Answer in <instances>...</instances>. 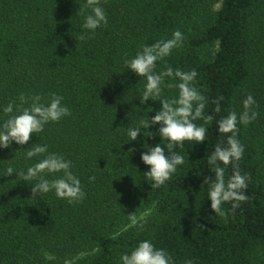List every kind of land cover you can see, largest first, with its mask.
Listing matches in <instances>:
<instances>
[{
	"label": "trees",
	"instance_id": "obj_1",
	"mask_svg": "<svg viewBox=\"0 0 264 264\" xmlns=\"http://www.w3.org/2000/svg\"><path fill=\"white\" fill-rule=\"evenodd\" d=\"M215 1L100 0L108 22L91 31L83 27L91 9L81 15L86 0H0V124L9 103L12 115L19 114L22 93L41 95L44 103L55 93L71 112L25 145L0 148V264H62L60 258L85 249L90 252L69 264H122L120 257L144 240L164 249L173 264H264V0H221L214 11ZM176 30L184 36L182 46L158 61L155 71L195 70L194 86L207 101L204 115L213 119L194 121L207 129L205 142L175 147L184 163L152 189L140 156L157 144L168 153L167 142L159 124L146 130L154 136L142 130L135 141L128 130L161 105L142 101L146 80L124 61ZM248 95L256 101L251 110L257 118L237 124L248 200L235 210L223 204L222 218L212 212L203 184L205 177L215 178L207 158L226 140L218 121L232 111L239 118ZM177 96V88H163V98ZM218 97L219 113L213 103ZM37 144L71 161L85 193L81 202L69 204L54 191L32 197L37 181L5 175L8 166L26 172L42 160L47 153L25 157ZM232 171L225 168L226 181ZM151 207L143 228L130 225V213Z\"/></svg>",
	"mask_w": 264,
	"mask_h": 264
},
{
	"label": "clouds",
	"instance_id": "obj_2",
	"mask_svg": "<svg viewBox=\"0 0 264 264\" xmlns=\"http://www.w3.org/2000/svg\"><path fill=\"white\" fill-rule=\"evenodd\" d=\"M100 5V0H86L81 15L86 9H91V14L85 18L83 27L95 31L102 25L107 24V16ZM86 37L81 36L84 40ZM184 40L183 34L176 30L168 40L158 41L151 46L144 45L134 58L125 59L124 64L128 70L134 72L138 77L146 80L142 94V101H159L160 110L154 116L141 119L139 125L128 130L129 141H135L142 130L144 136H154L156 133L146 131L152 125L159 124L158 134L161 140L167 142L165 148L161 144L155 147H147L148 150L140 156L141 161L149 167L143 173L151 181V188L157 189L163 186L176 172L177 166L184 163V156L177 154L173 149L177 146L183 147L184 143L194 141L195 144L205 142L207 129L201 125L197 126L194 121L204 120L205 123L211 121L213 116L204 115L206 98L194 86L197 72L195 70L185 72L179 69L173 70L171 67L157 73L155 71L157 62L169 57L174 49L180 48ZM179 79L178 84L169 83L165 85V78ZM177 88L178 96L175 99L162 97L163 88ZM47 103L42 102L41 95L27 97L23 93L19 99L21 106L17 108L18 115H12L13 104L9 103L3 108V112L8 116L0 124V148H8L15 142L17 145L28 143L33 134L44 131V126L50 122H59L62 118L71 114L70 109L62 104L63 97L55 93L49 94ZM218 97L213 103L216 105L214 111L219 113L220 100ZM29 101H31L29 103ZM141 102V100H140ZM244 111L237 116L235 111L230 112L226 117L218 121V133L226 136L224 142H217L212 154L207 158V164L214 166L215 178H204L203 184L207 185V198L210 201V208L215 215L226 218V213L222 205L231 203L232 209L240 207V204L248 200L244 194L247 188L249 177L242 175L239 170V161L243 157L244 147L237 138L239 129L237 124L247 125L257 118L258 113L252 111V106L256 101L251 95L243 100ZM29 104L28 107H23ZM230 134V135H228ZM133 151L129 149V152ZM47 155L27 168L26 172H17L11 166L5 169V175L13 173L18 175L25 182L37 181L31 185L32 197H40L54 191L59 199H65L69 204L79 203L85 197L82 185L77 176L72 172V163L63 156L56 153H48L47 145H35L25 150V157L31 159L35 156ZM223 165L224 167H221ZM232 166V174L225 179V168ZM62 173L58 178L49 180L46 175ZM94 181L95 177H89ZM132 227L143 228L142 218L130 213L128 216ZM122 264H173L170 255L164 249H157L150 241L144 240L134 248L130 254L120 257ZM185 264H192L191 260Z\"/></svg>",
	"mask_w": 264,
	"mask_h": 264
},
{
	"label": "rangeland",
	"instance_id": "obj_3",
	"mask_svg": "<svg viewBox=\"0 0 264 264\" xmlns=\"http://www.w3.org/2000/svg\"><path fill=\"white\" fill-rule=\"evenodd\" d=\"M220 3H221V0L215 1L213 3L212 10H214V11L217 10L220 7ZM152 211H153V207H151L147 210L141 211L140 213L137 214V217L142 218V220H144L147 216L150 215V213ZM88 252H90V251H87L85 249V252L82 251V252H78L75 255H67L64 258H60L59 260H60V263H62V264H69V263H72L73 261H75L77 258L84 256ZM47 256L49 259H56V257H54V255H47Z\"/></svg>",
	"mask_w": 264,
	"mask_h": 264
}]
</instances>
